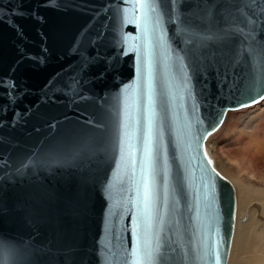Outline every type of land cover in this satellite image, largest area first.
I'll return each mask as SVG.
<instances>
[{
  "label": "water",
  "instance_id": "obj_1",
  "mask_svg": "<svg viewBox=\"0 0 264 264\" xmlns=\"http://www.w3.org/2000/svg\"><path fill=\"white\" fill-rule=\"evenodd\" d=\"M178 10L181 23L166 15L170 58L155 46L152 56L157 264H214L213 250L227 264L236 192L205 141L229 109L264 97V3ZM242 12L255 13L247 37L232 31ZM135 15L130 0H0V264H126L143 244L149 112Z\"/></svg>",
  "mask_w": 264,
  "mask_h": 264
},
{
  "label": "snow or ice",
  "instance_id": "obj_2",
  "mask_svg": "<svg viewBox=\"0 0 264 264\" xmlns=\"http://www.w3.org/2000/svg\"><path fill=\"white\" fill-rule=\"evenodd\" d=\"M133 5L134 11L136 13L134 22L136 23L138 29H140L143 35V52L140 55V64L137 71L144 77L147 88V103L148 112L147 117V132L143 141V167L142 180L140 185V190H138V199L135 202L140 206V216L143 221V244L141 245L140 238L138 236L136 245L131 250V256L126 264H157L160 250L161 242L159 238V225H157L156 232L153 233V220L156 208V177L160 173L157 161L160 158V148L159 144L156 145L155 149L153 147V118L155 112L152 110L153 98H152V79H153V48H159L165 50L170 58L172 49L168 46L167 30L165 27L166 15L170 16L171 20L177 23H181L179 6L181 0H169L168 4L165 5L163 0H130ZM264 3V0H262ZM124 11V10H122ZM255 13H249L247 16L241 13L243 27L241 23L236 22L232 24V31L237 32L240 35L250 36L251 29L248 28L249 24L254 23L253 16ZM133 22V21H128ZM247 29V33H245ZM182 31H187V29H181ZM192 36H198V33L190 32ZM140 39V37H137ZM155 41V44L153 43ZM130 51L137 52V47H132ZM248 51L253 53L254 50L249 46ZM125 55L127 52L124 53ZM185 57H178L181 65L184 66L183 78H184V88L190 90L191 85V75L188 71V65L184 64ZM127 87V86H125ZM264 98V97H262ZM246 105H242L244 107ZM123 127L127 128V115L125 117V123ZM209 135L211 133H208ZM127 136V132L124 133ZM118 145H123L124 141L117 139ZM130 147V146H129ZM134 149L132 152L134 153ZM121 152L123 153V148L121 147ZM206 155V153H205ZM29 164L31 161L28 162ZM211 164V161H208ZM132 165H135V160H132ZM27 165H25L26 167ZM214 171V169H213ZM135 168L133 167V174ZM218 175V174H217ZM140 228V224H137V229ZM137 229H133L135 233ZM119 256V253H117ZM205 259L210 258L214 264H220L221 254L218 250H213L210 253H205Z\"/></svg>",
  "mask_w": 264,
  "mask_h": 264
},
{
  "label": "bare ground",
  "instance_id": "obj_3",
  "mask_svg": "<svg viewBox=\"0 0 264 264\" xmlns=\"http://www.w3.org/2000/svg\"><path fill=\"white\" fill-rule=\"evenodd\" d=\"M263 99L264 98H261L258 101L244 107H248L256 103L258 104ZM244 107L241 106L238 107V109ZM229 111H231V109H229L226 113L228 114ZM225 120L226 118L218 128L210 132L211 134L208 135L205 141V147L213 161V165L218 169V164L221 169L230 174L235 179L238 186L237 188L236 184L229 178L233 183L236 192V215L227 264H238L244 244L248 242L252 243L253 239L258 240L260 244L264 243V233H262L264 232V227L261 225V221H264V190H258L255 192V187H253L250 182L251 180L260 179L264 185V117L261 118L260 122L255 125L250 120L245 122L244 126L239 127L236 130L233 129L235 130L236 141L241 148L240 151L244 154V156L242 155V159L239 161L232 160L224 152L222 153V151L221 153H218L220 151H218L220 136L226 131L228 132L232 127V124L229 122H227L224 126ZM211 143H213L212 147L210 146ZM222 174L225 175L224 173ZM238 189L240 191V204ZM255 202H262L263 204ZM253 207H256L257 214L256 209ZM259 225L260 228L257 229ZM256 229L261 232L256 234L257 236L254 235V231ZM251 234L253 239L251 238ZM231 255L232 257H230Z\"/></svg>",
  "mask_w": 264,
  "mask_h": 264
},
{
  "label": "rangeland",
  "instance_id": "obj_4",
  "mask_svg": "<svg viewBox=\"0 0 264 264\" xmlns=\"http://www.w3.org/2000/svg\"><path fill=\"white\" fill-rule=\"evenodd\" d=\"M233 117H235V118H233ZM263 117H264V99L258 104L256 103L254 105L244 107L241 109H238V108L237 109H231V111H229L228 114L226 113V115H225L226 120L224 122V126L227 122H229L232 124V127H231V129H229L228 132L226 131L223 135L220 136L219 144H218V151L219 150L220 151L218 153H221V151H222V153L224 152L226 155H228L234 161L235 160H237V161L241 160L242 157L244 156V154L240 151L241 148L239 147V145L236 141V135H235L234 131L236 129H238L239 127L244 126L245 122L250 121V120L255 125L258 122H260L261 118H263ZM233 129H235V130H233ZM210 146L212 147L213 143H211ZM218 156H219V154H218ZM215 160H216V158H215ZM216 163H217V161H216ZM217 167L222 173H224L228 178H230L236 184L235 179L230 174L225 172V170L221 169L218 166V164H217ZM258 180H253V181L251 180L250 181L251 185L253 187H255V192L258 190H264V185L262 184V180H260V179H258ZM236 186H237V184H236ZM237 188H238V186H237ZM238 193H239V204H240V191H239V189H238ZM255 203L263 204L262 202H255ZM253 208L256 209V207H253ZM263 213H264V211H263ZM256 214H257V209H256ZM261 225H262V227H264V221H261ZM259 228H260V225L258 226L257 229H259ZM257 229L254 231V235L261 233V232L257 231ZM262 233H264V232H262ZM251 238L253 239L252 234H251ZM232 253H233V250H232ZM241 253L242 254L240 255V261L238 264H264V243L260 244V242L256 239H253L252 243L248 242V243L244 244L243 245V251ZM230 257H232V255Z\"/></svg>",
  "mask_w": 264,
  "mask_h": 264
}]
</instances>
